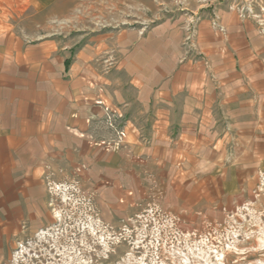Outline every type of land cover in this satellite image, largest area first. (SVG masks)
<instances>
[{
    "label": "crops",
    "instance_id": "1",
    "mask_svg": "<svg viewBox=\"0 0 264 264\" xmlns=\"http://www.w3.org/2000/svg\"><path fill=\"white\" fill-rule=\"evenodd\" d=\"M98 4L6 0L3 11L0 2V264L23 227L17 221L45 213L47 169L80 167L111 214L130 217L149 206L142 209L153 216L192 217L166 219V229L230 228L227 240L212 241L222 249L215 261L248 260L251 249H264L257 18L240 14L243 2L185 12L163 2ZM78 5L100 10L103 20H82ZM214 15L224 31L212 25ZM107 114L126 131L113 151L95 144L115 135ZM206 216L239 224L199 225Z\"/></svg>",
    "mask_w": 264,
    "mask_h": 264
},
{
    "label": "rangeland",
    "instance_id": "2",
    "mask_svg": "<svg viewBox=\"0 0 264 264\" xmlns=\"http://www.w3.org/2000/svg\"><path fill=\"white\" fill-rule=\"evenodd\" d=\"M5 1L0 0L3 11ZM75 1L78 3L85 1L88 5L100 1L102 4V0ZM137 1L147 4L168 3L174 9L184 12L198 5L213 9L214 4L218 2L227 4L247 2V0H120V5L132 7ZM77 9L82 20L91 19L94 23L103 20L98 9L80 5ZM196 22V18H193L186 27L185 41L189 45H195ZM212 25L224 31L218 17L212 20ZM221 26L222 29L219 28ZM109 127L111 128L110 125ZM76 172L71 174L64 168L47 169L43 191L45 213L32 220L25 217L17 221V224L23 227L20 231L12 233L14 246L10 252L8 251L7 260L1 264H264V249L261 247L251 249L252 256L246 261L238 263L215 261L214 255L222 249L215 246L212 241L227 240L226 231H230V228L209 231L207 227L198 232L166 229L163 226L167 223L166 219L192 217L153 216L151 212L142 209L149 206L141 207L139 214L130 217L111 214L107 206H101L96 198H93L88 189L84 169L80 167ZM199 218V225L203 220L207 224L220 223L212 216ZM217 218H227L231 225L239 224L231 217ZM5 219L2 217L3 223H7ZM204 255L213 261L200 262L199 257Z\"/></svg>",
    "mask_w": 264,
    "mask_h": 264
},
{
    "label": "built area",
    "instance_id": "3",
    "mask_svg": "<svg viewBox=\"0 0 264 264\" xmlns=\"http://www.w3.org/2000/svg\"><path fill=\"white\" fill-rule=\"evenodd\" d=\"M240 6V14L244 17L246 15H250L257 18V23L261 29L262 32H264V3L262 0H247L246 3H243ZM256 8L259 9V13L254 12ZM215 24H217V21L214 20ZM219 28H223L222 26ZM99 103L102 102V100L98 101ZM102 104V103H101ZM106 122L115 129V135L114 137L110 139H100L99 141H95V144L103 146L107 151L115 150L119 147L124 146V141L126 137V131L124 129H117L115 120L112 115L107 114ZM92 139V137H91Z\"/></svg>",
    "mask_w": 264,
    "mask_h": 264
},
{
    "label": "trees",
    "instance_id": "4",
    "mask_svg": "<svg viewBox=\"0 0 264 264\" xmlns=\"http://www.w3.org/2000/svg\"><path fill=\"white\" fill-rule=\"evenodd\" d=\"M68 61V60H67Z\"/></svg>",
    "mask_w": 264,
    "mask_h": 264
}]
</instances>
